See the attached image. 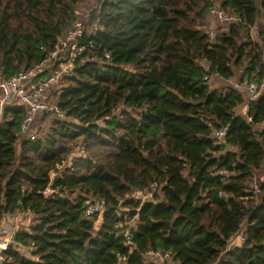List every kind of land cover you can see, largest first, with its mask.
Masks as SVG:
<instances>
[{"label":"trees","instance_id":"1","mask_svg":"<svg viewBox=\"0 0 264 264\" xmlns=\"http://www.w3.org/2000/svg\"><path fill=\"white\" fill-rule=\"evenodd\" d=\"M89 1L0 0L4 78L45 63ZM97 1L89 26L99 20L103 30L77 40L82 53L57 94L66 118L45 139L22 140L27 110H4L0 224L32 214L17 238L31 259L11 248L7 264H119V256L147 264L151 250L172 251L179 264H264V184L260 195L250 191L264 165V93L249 102L206 79L241 72L243 83L264 82V0ZM216 2L242 21L210 43L205 21ZM247 101L248 114H238ZM227 125L219 146L214 133ZM80 144L87 157L60 170ZM154 184L152 199H133ZM87 197L107 203L98 230L97 217L85 215ZM121 210L138 217L130 245L116 228ZM242 231L247 241L227 251Z\"/></svg>","mask_w":264,"mask_h":264},{"label":"built area","instance_id":"2","mask_svg":"<svg viewBox=\"0 0 264 264\" xmlns=\"http://www.w3.org/2000/svg\"><path fill=\"white\" fill-rule=\"evenodd\" d=\"M210 17H214L218 20V22L222 25L230 24V23H239L242 20L236 17L235 15L224 11L218 7H214L209 12ZM92 29L95 32L103 30L102 25L99 20L95 21L92 25ZM84 24L78 19L74 22L73 26L65 35L66 41L63 42L61 39L56 49L47 55V60L42 65L48 63L51 60H59L61 57L62 49L60 48L64 43L67 46L68 43L69 49L66 53L72 51L71 48L77 49L75 53H73L72 58H70L71 63L73 65L74 59L78 56V54L82 53V48H77V40L82 38L85 34ZM216 38V33L211 31L209 32L210 43H214ZM109 59L110 56L106 55ZM262 62L264 63V49L262 50ZM41 65V66H42ZM37 67L35 70L30 73H19L16 77L11 79L4 78L2 72L0 71V111H3L4 108L8 106H22L27 110V117L24 120L21 130L20 137L28 135L27 140L37 141L40 138L38 137L36 132L31 130V126L34 122V118L37 115H50L54 114L59 119L64 120L66 118V114L62 111L57 103H51L46 93L49 91L50 86L55 81L54 78L48 80L37 81L36 70L40 69ZM208 70V68H207ZM220 78L218 75H214L212 77L207 76L206 79L211 81V79ZM241 87L246 88L249 93V102L256 101L260 98V96L264 93V82H245L236 84L234 89H240ZM248 114V113H247ZM230 126L227 125L224 128L217 130L214 133V137L216 143L219 146H224L226 143V137L228 136ZM79 155L77 158L85 159L86 149L84 146L81 147L78 152ZM264 183L259 182L257 178V174L253 177L250 183V191L254 195H260L262 193V186ZM159 190V186L154 184L148 189L145 190H136L133 193V199L141 200L143 202L152 199L154 193ZM221 199L227 200L229 196L227 194L221 193ZM107 210V203L104 199L97 197H87L86 199V217L94 218L104 215ZM124 211H130L126 209ZM123 210L118 212L119 218L123 219L120 221L116 228L118 230L123 231L124 237L128 245H130L133 241V232L136 230L135 226H132V222L134 219H131L129 216H123ZM21 216L30 217L32 214L30 212H18V216L12 217L10 220L13 221L15 228L13 230L8 229L7 227L0 229V264H7V260L5 258V253L8 252L11 248H13L17 244V238L19 233L21 232L17 221ZM248 237L245 234V231L239 233L232 241H230L227 251H230L236 247L242 246ZM237 241H240V245H237ZM145 260L147 264H179V261L176 258V254L172 251H163V250H151L145 255ZM127 262L126 257L119 256V264H125Z\"/></svg>","mask_w":264,"mask_h":264},{"label":"rangeland","instance_id":"3","mask_svg":"<svg viewBox=\"0 0 264 264\" xmlns=\"http://www.w3.org/2000/svg\"><path fill=\"white\" fill-rule=\"evenodd\" d=\"M97 3H98L97 0L89 1L85 4H81L77 9V19L84 24L85 31H88V32L92 31V25L91 26H89V25L91 22L92 14L97 8ZM219 6H220V2H216L215 7H219ZM259 24H260V22H259ZM259 24H257V26L251 32L252 37H254V39H256V40L259 39L258 38L259 37V30L261 27ZM205 26L208 29V31H210V32L213 31L216 33L217 30H221V27L223 25L220 24L216 18H214L212 16L210 17V14L208 13L206 21H205ZM62 40H63V42H65L66 37L64 36L62 38ZM66 43H64L60 47L62 49V53H61V57L59 60H51L48 63L42 65L40 67V69L36 70V74L38 76L35 79H37V81L48 80L51 78L55 79L53 84L50 86L49 91L46 93L48 100L53 104H55L57 101V94L60 93V91H62V89H64L67 86L68 78L72 76L73 65L71 63L70 58H72L73 53H75L77 49L71 48L72 51L69 53H66L67 50L69 49V45H70V43H68L67 46L64 47V45ZM240 77H241V72H237V75L229 81L218 80L217 78L213 77L212 79H214V80L211 82V86H212V88H219V89L231 87L237 83H240ZM242 91L245 94L246 98H248V93L246 92L247 90H242ZM247 104H248V101H247ZM246 108H245V105L240 107L237 111L238 114L246 116V115H244V110L247 111ZM4 110H5V108H4ZM4 110L0 111V123L2 122V119L4 117ZM60 120L61 119H59L54 114L37 115L34 118V122L31 126V130L33 132H36L40 139H45L46 137H48L50 135L51 130L54 127V124L56 123V121H60ZM100 124H102V123H100ZM259 129H261V128H259ZM28 137H29L28 135H25L21 139L27 140ZM82 146H84V145L80 144L70 154L68 160L64 163V165L60 166V168H59L60 170H64L66 168H70L73 166L74 161L76 159H78L77 158L79 155L78 152L80 151ZM87 155H88V153L86 151V156ZM257 178H258L259 182L264 183V165H263L261 171L257 173ZM9 217L11 218V216H9ZM31 219H32V216H30V217L21 216L19 218V220L17 221V224L19 225L21 231H24L27 228H29V226L32 223ZM102 223H103V217L102 216L97 217V222L95 225L97 230L101 227ZM136 225H137V219H134V221L132 222V226H136ZM5 227H7L10 230H13L15 228V225L13 224V221L9 222V221L3 220L2 223L0 224V229L5 228ZM13 248L18 249L23 255L27 254L26 253L27 247L18 246L16 244ZM28 249H30V248H28Z\"/></svg>","mask_w":264,"mask_h":264},{"label":"crops","instance_id":"4","mask_svg":"<svg viewBox=\"0 0 264 264\" xmlns=\"http://www.w3.org/2000/svg\"><path fill=\"white\" fill-rule=\"evenodd\" d=\"M217 79H218V80H223L222 78H217ZM242 79H243V73H241L240 83H242V81H243ZM213 80H214V79H212L211 81H213ZM230 80H231V79H230ZM227 81H229V80H227ZM240 83H237V84H240ZM235 85H236V84H235ZM235 85H234V86H231V87H227V88H232V89H234V88H235ZM238 90H240L241 92H243L242 90H246V88H244V87L242 88V87H241V88L238 89ZM246 92L248 93V91H246ZM248 98H249V93H248ZM248 98H247V100H248ZM248 103H249V102H248ZM246 107H247V108H246ZM245 108H246L247 111L244 110V115H247V113H248V111H249V106H248V104L245 105ZM54 176H55V175H54ZM54 176H53V177H54ZM14 216H18V213H17L16 215H14ZM14 216H11V218L14 217ZM11 218L8 216V217H6V218L4 219V221H9V222H11V220H10ZM31 220H32V219H31ZM27 229H28V228H27ZM237 245H240V241H237ZM30 251H31V250L27 248V251H26L27 254H25L24 256L27 257V258H30V259H31V256L29 255V254H30Z\"/></svg>","mask_w":264,"mask_h":264},{"label":"water","instance_id":"5","mask_svg":"<svg viewBox=\"0 0 264 264\" xmlns=\"http://www.w3.org/2000/svg\"><path fill=\"white\" fill-rule=\"evenodd\" d=\"M61 178V174L60 175H55L54 178H53V183L50 187V190L53 191V192H57L59 190V186H58V182H59V179Z\"/></svg>","mask_w":264,"mask_h":264},{"label":"bare ground","instance_id":"6","mask_svg":"<svg viewBox=\"0 0 264 264\" xmlns=\"http://www.w3.org/2000/svg\"><path fill=\"white\" fill-rule=\"evenodd\" d=\"M137 220H138V217H137ZM6 258V257H5ZM127 258V257H126Z\"/></svg>","mask_w":264,"mask_h":264}]
</instances>
